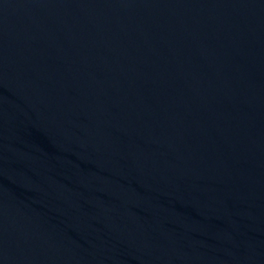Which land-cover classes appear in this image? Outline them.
<instances>
[{
	"label": "water",
	"instance_id": "95a60500",
	"mask_svg": "<svg viewBox=\"0 0 264 264\" xmlns=\"http://www.w3.org/2000/svg\"><path fill=\"white\" fill-rule=\"evenodd\" d=\"M0 264H264V0H0Z\"/></svg>",
	"mask_w": 264,
	"mask_h": 264
}]
</instances>
